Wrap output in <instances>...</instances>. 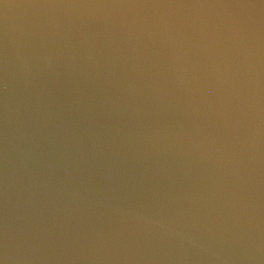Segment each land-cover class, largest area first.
Returning <instances> with one entry per match:
<instances>
[{
  "label": "water",
  "instance_id": "95a60500",
  "mask_svg": "<svg viewBox=\"0 0 264 264\" xmlns=\"http://www.w3.org/2000/svg\"><path fill=\"white\" fill-rule=\"evenodd\" d=\"M0 264H264V0H0Z\"/></svg>",
  "mask_w": 264,
  "mask_h": 264
}]
</instances>
